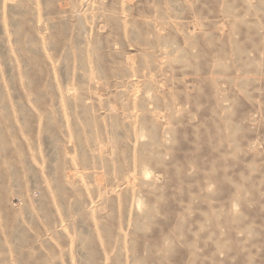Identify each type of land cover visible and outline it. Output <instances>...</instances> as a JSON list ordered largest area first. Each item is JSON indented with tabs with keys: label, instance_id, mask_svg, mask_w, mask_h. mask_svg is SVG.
<instances>
[{
	"label": "rangeland",
	"instance_id": "obj_1",
	"mask_svg": "<svg viewBox=\"0 0 264 264\" xmlns=\"http://www.w3.org/2000/svg\"><path fill=\"white\" fill-rule=\"evenodd\" d=\"M0 264H264V0H0Z\"/></svg>",
	"mask_w": 264,
	"mask_h": 264
}]
</instances>
